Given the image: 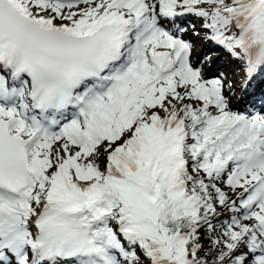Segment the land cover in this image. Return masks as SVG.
Returning <instances> with one entry per match:
<instances>
[{"label": "snow or ice", "instance_id": "6c2138e0", "mask_svg": "<svg viewBox=\"0 0 264 264\" xmlns=\"http://www.w3.org/2000/svg\"><path fill=\"white\" fill-rule=\"evenodd\" d=\"M258 69L264 0H0V264H264Z\"/></svg>", "mask_w": 264, "mask_h": 264}, {"label": "rangeland", "instance_id": "374dc122", "mask_svg": "<svg viewBox=\"0 0 264 264\" xmlns=\"http://www.w3.org/2000/svg\"><path fill=\"white\" fill-rule=\"evenodd\" d=\"M83 7V5H81ZM177 24L179 26L185 27L188 29V31L182 33V36H188L187 40L188 41H194L193 43V52H192V61L195 63L197 61V58H203L205 56L210 57L209 60L204 61V68H205V74L209 77H214L219 75L221 78H223L225 80L226 83H231L234 88H235V94L232 95L230 97V102L234 103L236 98L239 96V91L242 87V85H244L246 82H244V80H240V77H244V73H239L238 74V69H240V67L236 66L234 68L233 66V61L237 60L236 58H232L229 59V57L227 55H225V53L222 54V52H219L221 50H223V48H219L218 46L212 45L211 41H207V43H210L211 47L205 46L202 44L201 38L203 37V31L200 29V24L199 22L196 20L195 17L193 16H188L186 19L183 20V18L179 19L177 21ZM195 24L196 25V30L197 31H201V35L200 36H196L193 34V28L192 25ZM205 40V39H204ZM206 41V40H205ZM219 50V51H218ZM217 56L218 59H216L215 57ZM213 60L215 61V64H220V65H224L226 66V64H229V67L226 69H223L220 74L217 73H213L211 70L210 72L208 71L209 68V64H211L213 62ZM220 61V62H219ZM197 66H199L197 64ZM223 66V67H224ZM229 69V70H228ZM256 83H264L263 80H257L253 82V86L256 85ZM251 90V89H249Z\"/></svg>", "mask_w": 264, "mask_h": 264}, {"label": "bare ground", "instance_id": "6f19581e", "mask_svg": "<svg viewBox=\"0 0 264 264\" xmlns=\"http://www.w3.org/2000/svg\"><path fill=\"white\" fill-rule=\"evenodd\" d=\"M187 17H188V16L184 17L183 20L186 19ZM189 17H190V16H189ZM187 38H188V37H187ZM201 40H203V41H202V44H203V45L208 46V47H211L210 43H207V41H205L203 37L201 38ZM187 41H188V40H187ZM211 43H212V45H215L213 42H211ZM215 46H218V45H215ZM218 47H219V48H222L221 46H218ZM218 51H219V50H218ZM219 52H220V51H219ZM215 58L218 59L217 56H216ZM219 62H220V61H219ZM210 65H211V71H212L213 73H217V74H220V72H221L223 69H225V68L227 69V68L229 67V64H226V66L223 65L224 67H223L222 65L218 64V63L215 64V61H214V60H213V62H212ZM228 70H229V69H228ZM243 87H244V85H243ZM242 90H243V88H242ZM242 90H240L239 93H241ZM239 95H240V94H239ZM258 106H260V105L258 104Z\"/></svg>", "mask_w": 264, "mask_h": 264}, {"label": "trees", "instance_id": "16d2710c", "mask_svg": "<svg viewBox=\"0 0 264 264\" xmlns=\"http://www.w3.org/2000/svg\"><path fill=\"white\" fill-rule=\"evenodd\" d=\"M231 215H232V213H230V212H223V214L219 217V220H220V221L227 220V219H229V218L231 217ZM201 242H202L203 244H205L206 246H207V244H208V242H207L206 239H205V240H202Z\"/></svg>", "mask_w": 264, "mask_h": 264}]
</instances>
